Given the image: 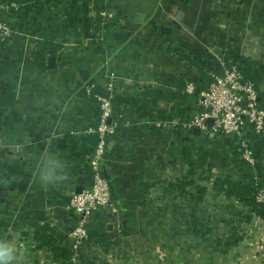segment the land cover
<instances>
[{"label":"crops","instance_id":"1","mask_svg":"<svg viewBox=\"0 0 264 264\" xmlns=\"http://www.w3.org/2000/svg\"><path fill=\"white\" fill-rule=\"evenodd\" d=\"M0 4L13 31L8 41L0 40V243L16 249L12 264H72L66 238L79 218L70 201L74 192L92 184L89 160L99 113L96 98L84 87L95 84L96 93L104 92L111 73L115 133L102 170L111 185L112 206L89 218L82 263L264 264V240L249 234L243 240H232L235 234L204 243L190 239L193 227L197 236L209 227L213 236L217 230L225 233L223 227L229 226H221L220 213L240 207L238 216L245 219L247 209L214 186L218 176L238 174L230 164L232 138L160 120L158 114H168L177 103H154L148 92L182 79L188 83L191 76L203 91L196 69L170 50L178 48L206 61L212 72L223 70L222 60L244 57L248 79L263 93L264 0ZM180 11L175 26L172 20ZM160 24L172 33H162ZM47 32L59 46L53 52L43 44ZM197 96L194 110L201 92ZM248 138L258 160L252 176L262 181L264 136ZM214 143L225 161L213 162L210 175L206 166L192 167L198 148ZM206 217L213 221L208 228ZM257 220L254 231L264 230V220ZM37 229H45L52 245L38 238ZM239 234L236 239L247 235Z\"/></svg>","mask_w":264,"mask_h":264},{"label":"built area","instance_id":"2","mask_svg":"<svg viewBox=\"0 0 264 264\" xmlns=\"http://www.w3.org/2000/svg\"><path fill=\"white\" fill-rule=\"evenodd\" d=\"M3 7L0 4V11ZM12 33V28L3 20L0 13V40H8ZM221 62L224 66L223 70L211 72L212 80L209 86L201 91V100L190 118L174 119L170 124L191 129L198 128L200 132H209L211 136L224 133L232 139H237L241 146V158L254 172L258 160L247 133L250 125L254 134L264 136V105L259 103L260 91L250 79L245 77L238 64L227 65L223 60ZM114 76L113 73L108 76L105 91L102 93H96L95 84H87L84 87L89 95L96 98L99 113L94 130L96 143L89 160L92 184L81 192H74L70 201L71 209L79 218L66 238L71 250L72 264L82 263L80 249L82 243L89 238V218L96 212L112 206L111 185L103 174L102 164L108 139L115 133V127L111 123L114 113L111 96L115 86L112 82ZM185 92L194 94L196 84L189 81ZM209 119L212 120L211 124H208ZM256 182L258 184L261 181L257 178ZM257 201L264 204V185L258 189Z\"/></svg>","mask_w":264,"mask_h":264},{"label":"trees","instance_id":"3","mask_svg":"<svg viewBox=\"0 0 264 264\" xmlns=\"http://www.w3.org/2000/svg\"><path fill=\"white\" fill-rule=\"evenodd\" d=\"M100 23L101 18L98 17L93 24L95 31L100 29ZM53 39L54 37L51 34H49L48 32L45 33L43 44L46 46L47 50H50V52L55 51L57 47H59L58 45L53 44ZM170 50H173L175 52V55L178 57L179 61H185V64L190 69H196L200 76L199 80L201 89H206L212 80V71H210V67L207 65L206 61L192 55H188L184 52L183 49L171 48ZM226 63L227 65L233 63L238 64V67L242 69L241 71L246 74H244L245 77H249L247 75V62L244 57H239L236 61L226 59ZM188 80L193 81V77H189ZM186 81L187 80L184 81L182 79L180 81L171 83L167 87L154 88V90L150 89L148 91L153 95L154 103L163 99L168 101L173 100L177 103V106H175V108H173L168 114L160 112L158 114V118L160 120L172 121L173 119L179 118L189 119L191 114L195 111L193 104L198 96H196L195 93L191 95L185 92V88L187 85ZM259 103L261 105H264V92H260ZM252 134V128L249 125V132L247 133V136ZM229 146L232 149V159L230 164L238 174L237 176H232L230 174L218 176L214 180V186L217 190L223 192L227 196L235 197L240 202V204H242L247 209V213H245L246 215L244 216L247 221L252 218V215L264 220V204L257 201L258 189L264 185V178L257 184L256 180L252 176V170L249 168L248 164L241 158V146L237 139H231L229 141ZM197 153L198 159L197 161H192V167L197 166L202 168L206 166L205 170L209 175L211 174L213 168V162L225 161L222 156L220 147L216 146L215 143L211 147H199ZM191 173L193 174V170L191 171ZM191 183L193 184L194 180H192ZM186 184L187 182H183L181 189H184ZM242 213L244 215V212H241V214ZM36 234L38 235L39 239H44L45 243L52 245L53 240H48L44 237V234H46L45 229H37ZM66 255L67 257H70L71 253L66 251Z\"/></svg>","mask_w":264,"mask_h":264},{"label":"rangeland","instance_id":"4","mask_svg":"<svg viewBox=\"0 0 264 264\" xmlns=\"http://www.w3.org/2000/svg\"><path fill=\"white\" fill-rule=\"evenodd\" d=\"M11 38V37H10ZM9 38V39H10ZM8 39V40H9ZM8 40H5V41H8ZM225 62V61H224ZM226 63V62H225ZM227 64V63H226ZM222 66H223V64H222ZM224 67V66H223ZM206 134V136H210L209 135V133L207 132V133H205ZM203 139H205L206 140V138L204 137ZM241 211V208L239 207V209H234V211H232V212H229V213H225V214H222L221 215V213L220 214H218V216L220 217L219 219H220V224H221V226L223 227L224 225L226 226H229V227H223L224 229H226V231H225V233L224 232H221V230H220V233L218 232V230H217V233L213 236L211 233H210V227H209V225H211V223L213 222L212 220H210L209 218H208V220H207V217H206V223H207V225L208 226H206V228H208V231H204L203 232V234H201V235H196L197 233H196V229L193 227V228H191V230H190V233H191V235H192V237L190 238L191 240H197L198 241V243H199V241L200 240H203L202 242L204 243V242H208V240L210 241V240H213V241H217V240H225V239H227V238H229V234L231 235L232 234V236H233V234H235V236L233 237V239L232 240H243V239H245V237H247L248 236V234L251 236V238H256L257 240H264V236H263V234H264V230H258V232H255L254 230L255 229H257L256 227H257V225H256V221H258L257 220V217L256 216H254L253 215V219L251 220V222H249L248 224H247V220H246V218L244 219V220H240V217L238 216V211ZM236 211V212H235ZM258 222H260V221H258ZM231 225V226H230ZM235 227L236 229H235V232L234 231H232L231 230V228L232 227ZM251 226H255L254 228H251ZM249 229V231L247 232L246 231V229ZM228 229V230H227ZM230 230V231H229ZM237 230H239V231H237ZM243 232V233H246L247 235L246 236H244L243 238H241V239H236L237 238V235L239 234V232ZM215 236H217V237H215ZM219 236V237H218ZM240 236H242V235H240L239 234V237ZM221 237V238H220ZM180 239H181V237H180ZM196 241V242H197ZM222 245V244H221ZM218 246H219V244H218ZM81 264H83V263H81ZM167 264V263H166Z\"/></svg>","mask_w":264,"mask_h":264},{"label":"water","instance_id":"5","mask_svg":"<svg viewBox=\"0 0 264 264\" xmlns=\"http://www.w3.org/2000/svg\"><path fill=\"white\" fill-rule=\"evenodd\" d=\"M182 14H183L182 11L178 12V14H177V15L174 17V19L172 20V23H173L175 26H177V25L180 23V21H181V19H182ZM166 15H168V14H167V13H164V19H165V20H166ZM154 23H155V25H157L155 21H154ZM182 25L185 26V27H187L186 24L183 23V22H182ZM158 28H159V30H160L162 33H165V34H171V33H172V28L169 27V26H166L165 24H160V25H158ZM54 59H55L54 56H51L49 62L51 63ZM50 65L52 66V63H51ZM194 76H195V80H197V76H196V74H194ZM200 92H201V91H200V87L198 86V87L196 88L195 95L197 96L198 94H200ZM211 123H212V120L209 119V120H208V124H211ZM195 131L198 132V133H200V129H198V128H195ZM61 142L64 143V140H61Z\"/></svg>","mask_w":264,"mask_h":264},{"label":"clouds","instance_id":"6","mask_svg":"<svg viewBox=\"0 0 264 264\" xmlns=\"http://www.w3.org/2000/svg\"><path fill=\"white\" fill-rule=\"evenodd\" d=\"M16 258V249L6 243H0V264H12Z\"/></svg>","mask_w":264,"mask_h":264}]
</instances>
